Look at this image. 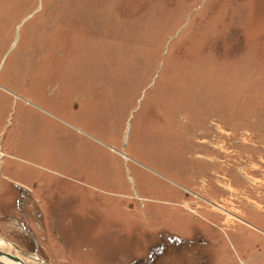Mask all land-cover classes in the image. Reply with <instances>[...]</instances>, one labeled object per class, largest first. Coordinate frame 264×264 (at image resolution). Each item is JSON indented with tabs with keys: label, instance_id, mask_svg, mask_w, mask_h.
<instances>
[{
	"label": "rangeland",
	"instance_id": "374dc122",
	"mask_svg": "<svg viewBox=\"0 0 264 264\" xmlns=\"http://www.w3.org/2000/svg\"><path fill=\"white\" fill-rule=\"evenodd\" d=\"M261 16L264 0H0V248L264 264Z\"/></svg>",
	"mask_w": 264,
	"mask_h": 264
},
{
	"label": "water",
	"instance_id": "95a60500",
	"mask_svg": "<svg viewBox=\"0 0 264 264\" xmlns=\"http://www.w3.org/2000/svg\"><path fill=\"white\" fill-rule=\"evenodd\" d=\"M11 245H13L12 243H11ZM17 250H19V248H17V247H15ZM0 256L1 257H7V258H9V259H12V260H14V261H17V262H19L20 264H26V262H24L19 256H17V255H15V254H12V253H8V252H4V251H2V250H0ZM41 258V260L43 261V259L44 258H42V257H40ZM0 264H2V262L0 261ZM45 264H47L46 262H45Z\"/></svg>",
	"mask_w": 264,
	"mask_h": 264
},
{
	"label": "bare ground",
	"instance_id": "6f19581e",
	"mask_svg": "<svg viewBox=\"0 0 264 264\" xmlns=\"http://www.w3.org/2000/svg\"><path fill=\"white\" fill-rule=\"evenodd\" d=\"M263 12V11H262ZM262 17V16H261ZM262 18H264V17H262ZM262 21V20H261ZM263 22V21H262ZM264 25V24H263ZM0 250H2L3 251V249L2 248H0ZM5 252V251H4ZM18 256V255H17ZM0 261L2 262V264H20L19 262H17V261H14V260H12V259H9V258H7V257H1L0 256ZM42 261V260H41ZM43 263L45 264V262L43 261Z\"/></svg>",
	"mask_w": 264,
	"mask_h": 264
},
{
	"label": "flooded vegetation",
	"instance_id": "af4514ba",
	"mask_svg": "<svg viewBox=\"0 0 264 264\" xmlns=\"http://www.w3.org/2000/svg\"><path fill=\"white\" fill-rule=\"evenodd\" d=\"M25 230L27 229H30L29 227L25 226L24 227ZM33 236V241H34V251H39L40 247H39V243H38V240L36 238V236L32 235Z\"/></svg>",
	"mask_w": 264,
	"mask_h": 264
}]
</instances>
